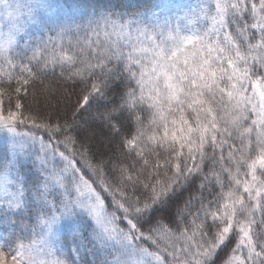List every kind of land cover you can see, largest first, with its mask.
Wrapping results in <instances>:
<instances>
[{
  "label": "snow or ice",
  "instance_id": "6c2138e0",
  "mask_svg": "<svg viewBox=\"0 0 264 264\" xmlns=\"http://www.w3.org/2000/svg\"><path fill=\"white\" fill-rule=\"evenodd\" d=\"M0 264H264V0H0Z\"/></svg>",
  "mask_w": 264,
  "mask_h": 264
},
{
  "label": "trees",
  "instance_id": "16d2710c",
  "mask_svg": "<svg viewBox=\"0 0 264 264\" xmlns=\"http://www.w3.org/2000/svg\"><path fill=\"white\" fill-rule=\"evenodd\" d=\"M61 2H68V3H71L72 0H61Z\"/></svg>",
  "mask_w": 264,
  "mask_h": 264
},
{
  "label": "rangeland",
  "instance_id": "374dc122",
  "mask_svg": "<svg viewBox=\"0 0 264 264\" xmlns=\"http://www.w3.org/2000/svg\"><path fill=\"white\" fill-rule=\"evenodd\" d=\"M21 3H26L28 0H20Z\"/></svg>",
  "mask_w": 264,
  "mask_h": 264
}]
</instances>
